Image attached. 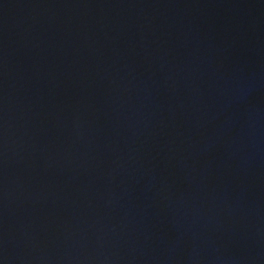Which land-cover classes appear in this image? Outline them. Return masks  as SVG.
I'll list each match as a JSON object with an SVG mask.
<instances>
[{
  "label": "water",
  "instance_id": "water-1",
  "mask_svg": "<svg viewBox=\"0 0 264 264\" xmlns=\"http://www.w3.org/2000/svg\"><path fill=\"white\" fill-rule=\"evenodd\" d=\"M0 264H264V0H0Z\"/></svg>",
  "mask_w": 264,
  "mask_h": 264
}]
</instances>
